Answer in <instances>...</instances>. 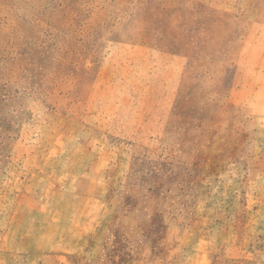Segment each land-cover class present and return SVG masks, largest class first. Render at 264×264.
I'll return each instance as SVG.
<instances>
[{
    "label": "rangeland",
    "instance_id": "obj_1",
    "mask_svg": "<svg viewBox=\"0 0 264 264\" xmlns=\"http://www.w3.org/2000/svg\"><path fill=\"white\" fill-rule=\"evenodd\" d=\"M0 264H264V0H0Z\"/></svg>",
    "mask_w": 264,
    "mask_h": 264
}]
</instances>
